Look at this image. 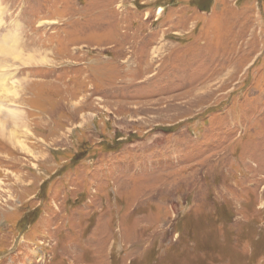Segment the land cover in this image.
<instances>
[{"label":"rangeland","instance_id":"obj_1","mask_svg":"<svg viewBox=\"0 0 264 264\" xmlns=\"http://www.w3.org/2000/svg\"><path fill=\"white\" fill-rule=\"evenodd\" d=\"M0 18V264H264V0Z\"/></svg>","mask_w":264,"mask_h":264},{"label":"bare ground","instance_id":"obj_2","mask_svg":"<svg viewBox=\"0 0 264 264\" xmlns=\"http://www.w3.org/2000/svg\"><path fill=\"white\" fill-rule=\"evenodd\" d=\"M2 22V20H1V18H0V23ZM1 25V24H0ZM13 38V37H12ZM6 39V38H5ZM9 40V39H8ZM7 41V40H6ZM10 41H12V40H10ZM9 41V42H10ZM4 42V41H3ZM1 45V44H0ZM5 45V44H4ZM7 45H8V43H7ZM3 47V46H2ZM14 46H13V44L11 43V45L9 46V48H7V49H4V50H0V66L2 65V66H7L6 65V63H9L8 61H10L9 59H7L6 58V56L7 55H9V53H11V54H16V55H18V57L19 56H22V54L19 52V51H17L16 50V48H14ZM32 56H29L27 59H24V61H22L23 63H26L25 62V60L27 61H30V58H31ZM14 58V57H13ZM22 58V57H21ZM16 59H17V57H16ZM18 60V59H17ZM23 60V59H22ZM12 61V60H11ZM0 86H2L1 84H0ZM1 107H6V106H3L2 104H1V102H0V111H5V108L3 109V108H1ZM7 110V109H6ZM14 114V113H13ZM1 122V121H0Z\"/></svg>","mask_w":264,"mask_h":264}]
</instances>
